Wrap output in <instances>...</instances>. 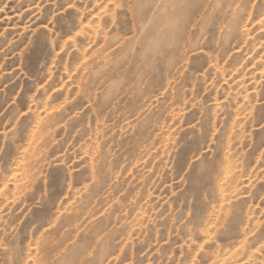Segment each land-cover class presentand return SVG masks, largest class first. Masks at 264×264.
<instances>
[{
  "label": "rangeland",
  "instance_id": "374dc122",
  "mask_svg": "<svg viewBox=\"0 0 264 264\" xmlns=\"http://www.w3.org/2000/svg\"><path fill=\"white\" fill-rule=\"evenodd\" d=\"M0 264H264V0H0Z\"/></svg>",
  "mask_w": 264,
  "mask_h": 264
}]
</instances>
